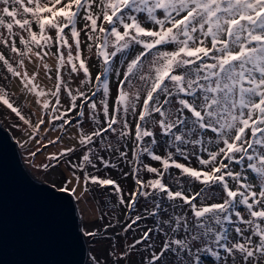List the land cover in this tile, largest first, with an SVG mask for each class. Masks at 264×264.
<instances>
[{"label": "snow or ice", "instance_id": "obj_1", "mask_svg": "<svg viewBox=\"0 0 264 264\" xmlns=\"http://www.w3.org/2000/svg\"><path fill=\"white\" fill-rule=\"evenodd\" d=\"M0 47L28 139L75 129L42 167L111 220L90 264H264V0H0Z\"/></svg>", "mask_w": 264, "mask_h": 264}, {"label": "water", "instance_id": "obj_2", "mask_svg": "<svg viewBox=\"0 0 264 264\" xmlns=\"http://www.w3.org/2000/svg\"><path fill=\"white\" fill-rule=\"evenodd\" d=\"M73 196L37 178L0 124V264H85Z\"/></svg>", "mask_w": 264, "mask_h": 264}, {"label": "rangeland", "instance_id": "obj_3", "mask_svg": "<svg viewBox=\"0 0 264 264\" xmlns=\"http://www.w3.org/2000/svg\"><path fill=\"white\" fill-rule=\"evenodd\" d=\"M2 50L4 49L0 47V51ZM48 63L52 64L53 61L49 59ZM31 70L32 69L29 68V71ZM10 80L8 82L4 81L3 73L2 71H0V85H3L7 88L10 99L14 102V105L19 107L22 110L23 114L26 116L32 112H35L36 116H38L39 112L37 108L31 103L33 97L24 92V90L20 87L19 80L14 78ZM38 82L46 88L51 87V83L45 79L43 71H41L40 77H38ZM62 103H66V101L62 100ZM33 123H35V117H33ZM0 124L5 127L10 132L13 139H15L19 148L20 157L31 174L51 185H55L56 188L62 186V177L65 179H71L70 169L63 162H60L55 169L45 170L42 166L45 163H49L46 157L50 153H55L60 148L69 146L74 143V141L70 139V134L75 131V129H69V135H65L64 133L60 132H51L50 134H47L48 139H52L57 135H62L64 139L62 144H58L55 147L49 145L47 149H44L37 144V140H41V137L37 136L29 140L28 136L31 135L30 131L26 135L23 131L24 126L22 125V122H20L15 114L11 113V111L6 109V107L2 104H0ZM15 124H21V130H17V128L13 127V125ZM26 140L28 142L24 145V147H21V144ZM41 142L44 143L45 141L42 140ZM37 148H40V151L37 152L34 157L29 155L30 151H35ZM112 174L114 176L117 175L116 172H113ZM75 183L76 182L73 179L72 183L69 184L68 187L71 188L73 185H75ZM81 185H83V181H81ZM79 194L80 190L78 189L76 195L79 196ZM73 199L75 201L76 208L79 214V227L81 229L89 228L92 231H96L97 227L101 229V231L97 233V236L89 237L84 235L87 244L88 258L85 264H90V261L94 254L92 250H97L99 258L101 259V261H103V251L112 242L110 240L103 239L105 235L103 232V226L104 224L110 223L111 220L109 219V217H105L103 221L99 220L100 211H97V203L91 195L86 196L85 200L78 201L75 196H73ZM99 207L101 211H108V209L103 205V198H101V204ZM119 215L121 220H123V213L120 212ZM109 216H111V213H109ZM93 224H95V227L92 226ZM117 231H119V229H109L108 235H113ZM135 235V231L128 233L124 240L125 244L130 243L133 239V236ZM136 259L139 260L140 257L137 256Z\"/></svg>", "mask_w": 264, "mask_h": 264}, {"label": "trees", "instance_id": "obj_4", "mask_svg": "<svg viewBox=\"0 0 264 264\" xmlns=\"http://www.w3.org/2000/svg\"><path fill=\"white\" fill-rule=\"evenodd\" d=\"M11 81V80H10Z\"/></svg>", "mask_w": 264, "mask_h": 264}]
</instances>
